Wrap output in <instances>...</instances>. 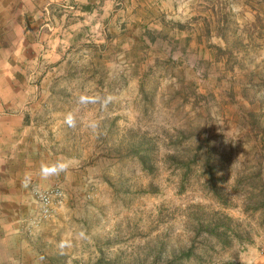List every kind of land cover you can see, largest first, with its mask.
I'll use <instances>...</instances> for the list:
<instances>
[{"label": "rangeland", "instance_id": "374dc122", "mask_svg": "<svg viewBox=\"0 0 264 264\" xmlns=\"http://www.w3.org/2000/svg\"><path fill=\"white\" fill-rule=\"evenodd\" d=\"M64 4L53 44L0 45L28 91L0 142V264H264V0Z\"/></svg>", "mask_w": 264, "mask_h": 264}, {"label": "crops", "instance_id": "0c3cea01", "mask_svg": "<svg viewBox=\"0 0 264 264\" xmlns=\"http://www.w3.org/2000/svg\"><path fill=\"white\" fill-rule=\"evenodd\" d=\"M114 1L115 0H0V45L14 46L16 44V31L26 32L21 42L17 44L21 46L29 44L28 34L33 26H36L41 33L40 36L36 38V41H44L45 43L53 44L56 40V36L52 31H57V28L55 26V17H50V15H53L52 9H54L55 6L58 4L61 5V3L64 2L66 12L68 9H76L78 13L88 14V11H94V9L98 7L97 4L109 7ZM31 14L39 15L35 18V20L38 21H33L30 18ZM41 16H44V20L39 21ZM74 20H76L74 23H81V18H76ZM68 28H71V26H68ZM68 28L65 30H68ZM49 30H51V32L45 35V32ZM57 39L60 41V37ZM56 53L52 52L53 55H56ZM21 65H23V63H21ZM16 79L14 53L9 54L6 52L0 54L1 143H7L14 135L15 130L24 123L23 115L21 114L22 110L25 108L23 103L28 91L24 87H21L22 85L19 86V82ZM3 195L4 193L0 192V198L3 197Z\"/></svg>", "mask_w": 264, "mask_h": 264}, {"label": "clouds", "instance_id": "9594fccd", "mask_svg": "<svg viewBox=\"0 0 264 264\" xmlns=\"http://www.w3.org/2000/svg\"><path fill=\"white\" fill-rule=\"evenodd\" d=\"M111 101V97L101 98V97H88V96H81L79 97L78 103L79 104H87V103H97L102 102L104 105ZM65 122L70 127H75L77 124V118L74 112H68L65 115ZM88 127L95 131L98 127L96 122H89ZM69 161L65 159L57 160L51 164H42L40 173L44 177L52 176V175H59L62 172H65L69 167Z\"/></svg>", "mask_w": 264, "mask_h": 264}, {"label": "built area", "instance_id": "2783aa9c", "mask_svg": "<svg viewBox=\"0 0 264 264\" xmlns=\"http://www.w3.org/2000/svg\"><path fill=\"white\" fill-rule=\"evenodd\" d=\"M54 196L52 193L47 192L40 197V202H41V215L43 217H49L51 216V206H52V200Z\"/></svg>", "mask_w": 264, "mask_h": 264}]
</instances>
